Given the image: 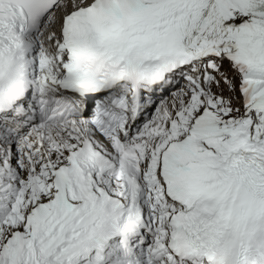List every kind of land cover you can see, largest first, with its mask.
<instances>
[{
	"label": "snow or ice",
	"instance_id": "obj_1",
	"mask_svg": "<svg viewBox=\"0 0 264 264\" xmlns=\"http://www.w3.org/2000/svg\"><path fill=\"white\" fill-rule=\"evenodd\" d=\"M0 264H264V0H0Z\"/></svg>",
	"mask_w": 264,
	"mask_h": 264
}]
</instances>
